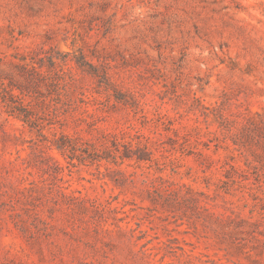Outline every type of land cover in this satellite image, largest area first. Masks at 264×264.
<instances>
[{
  "label": "rangeland",
  "instance_id": "1",
  "mask_svg": "<svg viewBox=\"0 0 264 264\" xmlns=\"http://www.w3.org/2000/svg\"><path fill=\"white\" fill-rule=\"evenodd\" d=\"M0 81V264H264V0H0Z\"/></svg>",
  "mask_w": 264,
  "mask_h": 264
},
{
  "label": "trees",
  "instance_id": "2",
  "mask_svg": "<svg viewBox=\"0 0 264 264\" xmlns=\"http://www.w3.org/2000/svg\"><path fill=\"white\" fill-rule=\"evenodd\" d=\"M0 85H3V88L5 91L10 92L11 94V101L8 104V107L10 108L8 111L10 112V114L12 115H18L20 117H22L25 121L29 122L32 120V111L31 109L23 102V101H18L17 99L21 98V96L19 94H16L13 91V87L11 86V88L8 90L6 84L0 81ZM20 88V87H18ZM21 89V88H20ZM21 94H25V92L23 90H21ZM2 96V100L4 102H7V98L5 95H1ZM17 102V103H16Z\"/></svg>",
  "mask_w": 264,
  "mask_h": 264
}]
</instances>
